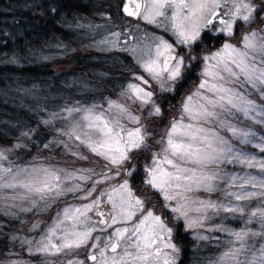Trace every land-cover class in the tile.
<instances>
[{
  "label": "snow or ice",
  "instance_id": "snow-or-ice-1",
  "mask_svg": "<svg viewBox=\"0 0 264 264\" xmlns=\"http://www.w3.org/2000/svg\"><path fill=\"white\" fill-rule=\"evenodd\" d=\"M118 7L126 23L151 26H106L96 42L131 57L119 98L65 104L42 120L64 138L44 149L55 143L88 160L83 148L103 164H22L11 157L26 143L0 146V235L64 205L42 231L35 221L7 237L20 251L9 249L0 264H184L189 232L217 242L208 264H264V132L245 123L264 127V0ZM21 136L32 141L31 131Z\"/></svg>",
  "mask_w": 264,
  "mask_h": 264
},
{
  "label": "trees",
  "instance_id": "trees-1",
  "mask_svg": "<svg viewBox=\"0 0 264 264\" xmlns=\"http://www.w3.org/2000/svg\"><path fill=\"white\" fill-rule=\"evenodd\" d=\"M118 4L119 0H0V146L11 148L18 138L26 143V148L16 149L17 154L11 157L17 163L27 164L39 157L45 163L65 167L58 154L66 153L63 161L74 160V168H99L83 150L88 160L75 159L55 143L51 150L44 149L43 144L64 138L57 137L55 129L42 120L65 104H90L102 97L118 99L120 86L128 76L122 69L132 64L131 57L120 52L79 56L108 33L106 26H124L129 20L122 17ZM54 6L58 14L51 11ZM77 21L94 27H76ZM66 65L71 67L66 69ZM253 128L264 132V127ZM24 131L32 132L31 142L21 136ZM251 152L262 155L254 148ZM59 208L55 204L46 214H27L23 225L9 227L5 235H0V260L8 258L9 249L20 251L7 237L16 232L25 234L33 222L49 219ZM187 243L186 254L181 257L184 264L192 259ZM29 259L25 256L26 261Z\"/></svg>",
  "mask_w": 264,
  "mask_h": 264
},
{
  "label": "rangeland",
  "instance_id": "rangeland-1",
  "mask_svg": "<svg viewBox=\"0 0 264 264\" xmlns=\"http://www.w3.org/2000/svg\"><path fill=\"white\" fill-rule=\"evenodd\" d=\"M135 24H139V26H140L141 29L147 28V29L151 30V26L150 25H145V24H143V22L136 21V20H133V22H131V24H128V23L125 22L124 23V26H119V27H121V28H130L131 25H135ZM113 25H116V24H113ZM107 34L108 33L104 34L102 36V38L105 35H107ZM102 38H100V39H102ZM213 47H215V45H213ZM91 53H105V54H108V53H119V52H117V51H107V52L99 51L97 49L96 43H95L90 48H88V49L84 50L83 52L79 53V56H83V55H87V54H91ZM120 53H123V52H120ZM125 54H127V53H125ZM67 62H69V61H67ZM65 67H66V69H68V68L71 67V65H66ZM126 80H127V77L124 78V81L125 82H126ZM194 82H195V76L193 77L192 80H189L188 85H186V88L184 90H182L181 95H183L184 92L187 91V89L194 84ZM179 99L180 98L177 97L176 98V102H174V103L178 104L179 103ZM245 123L246 124H249L251 127H253V125H251L250 122H247L246 121ZM79 150H83L85 153H87V154H89V156H91V154L88 153L85 149L80 148ZM246 150L249 152V154H252L253 155V152H251V151H253V148L250 145L247 146V149ZM65 155H66V153H59L58 154L59 162H63V163H61L62 166H65L67 168H74L73 165H72V163H73L74 160H72V159H66L65 161H63L64 158H65ZM92 158L96 160L95 157H92ZM102 164H103V161H100L99 162V167L102 166ZM237 170H239V169H237ZM71 202L74 203V201H71ZM78 203H81V201H78ZM59 205H60V208H62L64 206L63 203H59ZM55 213H56V211L52 212L51 213V216L49 217V219H43L42 220L43 223L41 224V226L47 225L48 223H50L51 222V217L54 216ZM235 225L242 226V225H240V222L239 221L231 222V226L237 227ZM249 227H256V226L255 225H249ZM208 235L209 236H221L222 234H219V233H208ZM186 243L187 244H190V250H191V253H192V259H190V264H208V261L210 259L214 258L215 255L218 254V249L215 247V245H216L217 242L215 240L198 241V240L193 239V233L189 232L187 234H184V239L180 241V244H181V246L183 248H186L185 247V244ZM81 251H83V250H81Z\"/></svg>",
  "mask_w": 264,
  "mask_h": 264
},
{
  "label": "water",
  "instance_id": "water-1",
  "mask_svg": "<svg viewBox=\"0 0 264 264\" xmlns=\"http://www.w3.org/2000/svg\"><path fill=\"white\" fill-rule=\"evenodd\" d=\"M120 14L122 15V13L120 12ZM123 16V15H122Z\"/></svg>",
  "mask_w": 264,
  "mask_h": 264
}]
</instances>
